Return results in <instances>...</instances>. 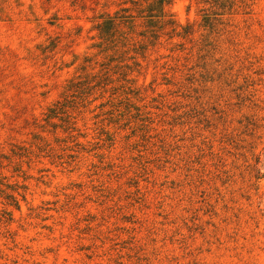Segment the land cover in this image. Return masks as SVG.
<instances>
[{"label": "rangeland", "instance_id": "374dc122", "mask_svg": "<svg viewBox=\"0 0 264 264\" xmlns=\"http://www.w3.org/2000/svg\"><path fill=\"white\" fill-rule=\"evenodd\" d=\"M142 6L0 0V264H264V0Z\"/></svg>", "mask_w": 264, "mask_h": 264}, {"label": "trees", "instance_id": "16d2710c", "mask_svg": "<svg viewBox=\"0 0 264 264\" xmlns=\"http://www.w3.org/2000/svg\"><path fill=\"white\" fill-rule=\"evenodd\" d=\"M145 2L147 3V6H142L143 8L140 10L141 13L145 14L144 17L148 19L170 17L167 21V24L173 28V32L177 33L178 36H181V34L177 32L178 27L181 26L177 24V22L172 19V15L168 11H166L167 8L172 5L173 0H145ZM117 19L118 17H110L104 25L99 26L102 36H104L105 38L115 36L121 24L117 23ZM122 19L125 22L127 21L126 17H121V20Z\"/></svg>", "mask_w": 264, "mask_h": 264}]
</instances>
